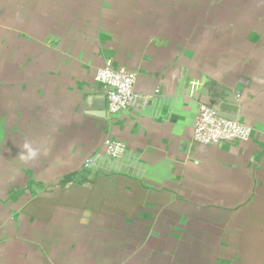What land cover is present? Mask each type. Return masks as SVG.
Instances as JSON below:
<instances>
[{
	"label": "crops",
	"instance_id": "obj_1",
	"mask_svg": "<svg viewBox=\"0 0 264 264\" xmlns=\"http://www.w3.org/2000/svg\"><path fill=\"white\" fill-rule=\"evenodd\" d=\"M108 59L141 96L114 115ZM231 96L253 138L195 142ZM0 264H264V0H0Z\"/></svg>",
	"mask_w": 264,
	"mask_h": 264
},
{
	"label": "built area",
	"instance_id": "obj_2",
	"mask_svg": "<svg viewBox=\"0 0 264 264\" xmlns=\"http://www.w3.org/2000/svg\"><path fill=\"white\" fill-rule=\"evenodd\" d=\"M96 82L104 86L106 109L109 115L122 112L141 99L136 91L138 75L124 66H115L112 59L98 69ZM218 105L201 103L197 119L193 126L192 138L195 142L218 145L223 142L249 141L253 138L254 126L236 119L219 115ZM128 155L127 144L123 141L107 138L101 149L86 157L84 168L104 172L117 170Z\"/></svg>",
	"mask_w": 264,
	"mask_h": 264
},
{
	"label": "water",
	"instance_id": "obj_3",
	"mask_svg": "<svg viewBox=\"0 0 264 264\" xmlns=\"http://www.w3.org/2000/svg\"><path fill=\"white\" fill-rule=\"evenodd\" d=\"M94 99L95 101V105L98 106L100 110V112H103L102 114L107 115V109H106V96L104 95H100L97 97H90V99ZM98 102V103H96ZM218 105V113L219 115L229 118V119H236L237 114L239 112V105L238 102L236 101V99L231 96L229 98H226L224 101H222L221 103H216ZM109 115V114H108Z\"/></svg>",
	"mask_w": 264,
	"mask_h": 264
},
{
	"label": "clouds",
	"instance_id": "obj_4",
	"mask_svg": "<svg viewBox=\"0 0 264 264\" xmlns=\"http://www.w3.org/2000/svg\"><path fill=\"white\" fill-rule=\"evenodd\" d=\"M24 152L21 154V160H34L39 155V149L34 148L31 144L25 143L23 145Z\"/></svg>",
	"mask_w": 264,
	"mask_h": 264
}]
</instances>
